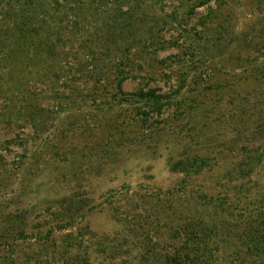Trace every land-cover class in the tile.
Here are the masks:
<instances>
[{"label":"rangeland","instance_id":"374dc122","mask_svg":"<svg viewBox=\"0 0 264 264\" xmlns=\"http://www.w3.org/2000/svg\"><path fill=\"white\" fill-rule=\"evenodd\" d=\"M45 22L53 50L30 33L11 52L13 25ZM258 213L264 0H0V221L27 227L17 264H162L180 243L169 215L214 222L216 264H247Z\"/></svg>","mask_w":264,"mask_h":264},{"label":"trees","instance_id":"16d2710c","mask_svg":"<svg viewBox=\"0 0 264 264\" xmlns=\"http://www.w3.org/2000/svg\"><path fill=\"white\" fill-rule=\"evenodd\" d=\"M199 5V4H198ZM203 5V4H202ZM45 6L50 7V4L45 3ZM27 26V25H26ZM26 29L23 26L13 25L12 34L21 36H29L30 33L36 35L41 34L44 36L42 39V45L46 46L49 51L55 48V42L49 39L51 31L48 30L49 24L45 22L40 28L36 30ZM40 36V35H39ZM26 37L21 43L20 40L15 38L11 43V52L13 54L20 52H30L34 46L25 44ZM37 46L36 48H38ZM21 54V53H20ZM124 78L120 79V83ZM118 91H121L120 85ZM129 97H132L131 95ZM154 104H158V99L151 96ZM210 202L211 199H207L205 195L201 196ZM20 215H13L10 219L0 221V249L5 250L7 253L2 257V264H17V255L14 257L12 249L15 244L21 240H27L26 237V225L23 220L19 218ZM74 214L71 213L69 220L73 221ZM169 223H171V236L179 241L177 245H173L172 252L161 257L163 260L162 264H216V253L219 252L218 247V234L217 227L214 222L207 221L201 216L181 219L179 226H174L177 221L173 215H169ZM24 223V225L22 224ZM72 224V223H71ZM68 227V226H65ZM80 233V232H79ZM164 233H160L162 236ZM242 238H245L246 244H243L247 249V258L249 262L247 264H264V218L258 213L254 219L250 218L249 222L243 231ZM82 234L78 233L74 235L69 233L65 236V241L69 248L73 246L80 249ZM79 251V250H78ZM89 249L86 248L85 253L88 254ZM47 255L45 259L47 261ZM89 259V256H86ZM78 253L73 257L67 258L62 264H78ZM47 264V263H46Z\"/></svg>","mask_w":264,"mask_h":264}]
</instances>
